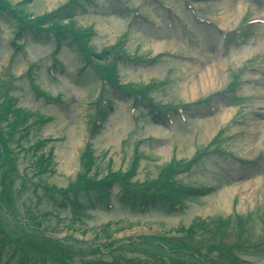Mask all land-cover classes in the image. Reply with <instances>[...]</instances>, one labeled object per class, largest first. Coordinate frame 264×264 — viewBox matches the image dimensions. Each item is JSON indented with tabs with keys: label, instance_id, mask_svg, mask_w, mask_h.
Listing matches in <instances>:
<instances>
[{
	"label": "rangeland",
	"instance_id": "1",
	"mask_svg": "<svg viewBox=\"0 0 264 264\" xmlns=\"http://www.w3.org/2000/svg\"><path fill=\"white\" fill-rule=\"evenodd\" d=\"M2 1L15 7L16 15L14 18L0 16V111L12 105L9 112H2L5 119L0 122L5 131L9 121L21 122L18 127L21 131L10 142L15 160L12 172L18 178L12 187L16 186L18 193L12 190L7 195L11 199L9 207L15 205L20 215L41 216L39 222L48 231L50 243L60 238L59 244L71 245L74 251L69 252L80 254L74 256L77 261L91 258L87 251L93 245L91 242L102 245L103 239H107L111 246L125 237L172 234L179 228H194L201 220L211 223L232 218V229L236 230L238 225L240 228L236 236L225 234L220 242L235 243L231 250L241 264H264L263 246L255 250L246 247L247 243L264 241V131L259 130L254 120L248 126L242 120L246 116H243L245 110L253 109L256 100L264 103V84L257 81L256 84L241 85L237 82L236 86L228 88L236 73L243 79L247 78L244 75L246 69L264 66V28L250 27L229 45H223L220 37H213V32L205 28L194 27L191 19L184 17L183 0H165L162 4L184 17L183 23L192 32L196 45L188 46L179 33L180 25L168 29L167 13L159 6L151 5L152 0H128L127 4L132 11L155 22L160 27L158 30L144 21L135 23L130 11L126 19L117 2L116 5L111 0H92L97 8L89 9L87 17L76 19L77 26L94 33L89 44L96 52L121 42L119 54L122 53V58L116 61L119 84L128 90L146 88L145 100L139 104L133 103L126 94L119 96L110 88L102 89L100 98H105V103L113 108L110 111L109 107H99L98 110L105 114L103 117L101 112L94 111L95 99L102 86L97 84L83 57L65 46L59 47L57 53L52 32L51 38L40 32L41 39H32L31 29H24L21 36L15 35L17 23L14 19L41 18L62 7L66 0ZM193 1L204 8L207 17L218 18L227 8L231 9L228 10L232 15L229 25L222 29L224 34L238 30L242 22L264 12V6L257 1L242 0L241 8H232V3L222 11H218L213 0ZM179 5L180 11L177 10ZM131 23L133 27L128 28ZM213 38L216 41L213 42ZM216 42L218 48L215 49L212 45ZM19 44L21 47H17ZM159 46L162 50L157 52ZM204 54L211 57L205 61ZM241 68L246 71L239 74ZM209 73L208 77L212 76L214 83L200 79ZM237 98H245L247 102L239 106ZM154 107L183 108L184 119L170 113L172 123L168 124L161 113H152ZM222 114L225 117L222 118ZM210 119H216L215 130L205 133V125ZM92 122H96L95 125ZM97 123H102L103 128L96 129ZM220 129H224L220 146L214 152L212 148L205 149ZM42 158L46 163L41 166L39 160ZM238 159L245 163L241 164ZM170 161L180 163L179 167L190 164L189 173L177 176L184 185L212 188V193L189 201L183 211L170 216L159 211L130 216L120 206L105 213L99 212L102 208L99 207L92 212L91 219L72 224L74 218L67 214L65 202L64 209H59L64 196L58 192L64 191L89 169V178L101 179L109 172L130 171L135 164L132 180L142 182L155 178ZM248 162L255 163L247 165ZM87 164L89 168L85 171ZM118 190L117 186L112 190L110 201L113 206L119 203L121 194ZM90 191L91 199L96 202L95 189ZM225 192L230 200L228 207L219 202ZM53 193L60 197L57 201L52 200ZM40 196L41 205L37 206ZM79 201L85 204V196H80ZM98 206L96 204V208ZM43 213L47 215L45 219ZM3 226L0 231L14 229L13 225L7 229L6 222ZM6 235L26 241L29 246L25 247L34 245L22 232ZM2 237L0 235V240ZM59 244L54 242V252ZM151 259L154 262L150 264H172L163 255ZM223 260L224 264H230L226 255ZM55 264L65 263L59 260ZM105 264L113 263L106 261Z\"/></svg>",
	"mask_w": 264,
	"mask_h": 264
},
{
	"label": "bare ground",
	"instance_id": "2",
	"mask_svg": "<svg viewBox=\"0 0 264 264\" xmlns=\"http://www.w3.org/2000/svg\"><path fill=\"white\" fill-rule=\"evenodd\" d=\"M229 12L230 11H224L221 14L220 17L215 18V20L218 22V24L222 28H224L225 26L229 25V23H228L230 21L229 18L232 17V15L229 14ZM161 46L157 47V52L162 50ZM208 75H210V73L209 74H204V76H202L200 79H202L204 81H208L210 84L212 82L214 83V81L212 80V76L208 77ZM219 116H220V114H219ZM221 117L223 118V117H225V115L222 114ZM216 119H218V118H216ZM216 119L215 120L210 119L209 121H207V123L205 125V133L206 132L212 133L215 130V126H216V122L215 121H216ZM258 128H259L260 131H262V130L264 131V124L263 123H259V127ZM229 201H230L229 200V196H228V193H226V192L222 193V195L219 197V202L224 204L225 207L229 206Z\"/></svg>",
	"mask_w": 264,
	"mask_h": 264
}]
</instances>
